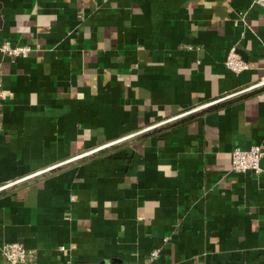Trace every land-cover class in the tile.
<instances>
[{
	"label": "crops",
	"instance_id": "obj_1",
	"mask_svg": "<svg viewBox=\"0 0 264 264\" xmlns=\"http://www.w3.org/2000/svg\"><path fill=\"white\" fill-rule=\"evenodd\" d=\"M4 40L31 49L0 53V264H264V157L230 164L264 147L263 7L0 0Z\"/></svg>",
	"mask_w": 264,
	"mask_h": 264
},
{
	"label": "built area",
	"instance_id": "obj_2",
	"mask_svg": "<svg viewBox=\"0 0 264 264\" xmlns=\"http://www.w3.org/2000/svg\"><path fill=\"white\" fill-rule=\"evenodd\" d=\"M254 3L264 8V0H253ZM30 46L27 44H12L8 40L0 41V53L10 58H15L18 56L26 55ZM226 68L234 73H239L248 67L247 62L240 56L234 47H231L227 52L224 60ZM264 87V76L252 85L244 88L241 92H246L255 88ZM6 97V92L2 88L0 82V104ZM259 100L264 99L262 93L258 94ZM92 150V149H91ZM94 150V149H93ZM264 157V147L262 145H251L247 149H242L240 147H234L230 152V164L231 169L234 172L244 173L253 172L259 174L262 172L260 161ZM2 253L5 258L6 264H31L32 255L29 250H27L20 243H6L2 246ZM158 255V251L154 250L150 252V258H154ZM96 264H113L111 262H101Z\"/></svg>",
	"mask_w": 264,
	"mask_h": 264
}]
</instances>
